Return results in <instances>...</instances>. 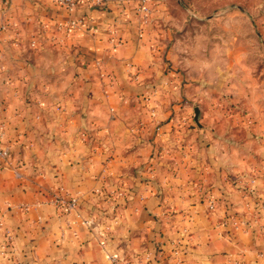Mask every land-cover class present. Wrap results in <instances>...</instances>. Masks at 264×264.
Segmentation results:
<instances>
[{
	"label": "crops",
	"instance_id": "crops-1",
	"mask_svg": "<svg viewBox=\"0 0 264 264\" xmlns=\"http://www.w3.org/2000/svg\"><path fill=\"white\" fill-rule=\"evenodd\" d=\"M144 1L146 21L140 0H76L72 11L38 0L34 16L22 0H0V139L10 149L0 167V264H110L108 254L122 264H264L251 206L264 192V84H240L230 98L246 107L240 152L184 145L183 76L166 67L170 9ZM237 15L225 14L223 40L230 65L249 68L253 37ZM221 165L242 177L218 176Z\"/></svg>",
	"mask_w": 264,
	"mask_h": 264
},
{
	"label": "rangeland",
	"instance_id": "rangeland-1",
	"mask_svg": "<svg viewBox=\"0 0 264 264\" xmlns=\"http://www.w3.org/2000/svg\"><path fill=\"white\" fill-rule=\"evenodd\" d=\"M22 1L24 4H21V7L27 8L24 14L34 16L39 12L35 4L38 0ZM165 2L172 17L166 25L169 32L167 72H169L168 68L173 70L177 68L182 73L181 83L186 90L180 95L182 98L180 102L183 105L180 106L182 111H178L186 116V121L182 124L186 137V143L183 144L189 142V145L195 144L205 148L217 141V144L222 146L225 144L234 146L240 152L248 128L239 116L245 114L246 107L245 104L236 106L230 98L237 97L233 93L240 84H244L246 88L250 84L256 85L257 82V85L264 84V0H166ZM229 11L237 12V16L241 15L248 19L247 31L253 37L247 43L249 54L246 60L249 68H233L230 65L235 59L226 49L230 43L223 40L224 35L231 32L224 20L225 14ZM236 20V27L231 28L240 32V20ZM237 61L239 62V59ZM165 93L160 89L154 92L159 97L165 96ZM194 107L199 109L197 120L194 119ZM235 115L238 116L234 117ZM217 117L219 120H216ZM231 132L234 134L233 139L226 142L225 137ZM159 148L163 147L159 145ZM231 156L236 163L241 158L240 153ZM199 157L205 162L209 160L207 154L200 153ZM206 169L201 167L200 174L208 177L212 171ZM216 174L223 175L228 181L232 178L239 180L242 177L239 171H227L222 165ZM253 189L251 188L250 191ZM263 193L253 197L254 202L251 206L258 213L254 221L264 226ZM205 198L207 202L211 197L206 193ZM234 203L239 204L238 195H234ZM229 218L225 215L218 217V220L224 223V220Z\"/></svg>",
	"mask_w": 264,
	"mask_h": 264
},
{
	"label": "built area",
	"instance_id": "built-area-1",
	"mask_svg": "<svg viewBox=\"0 0 264 264\" xmlns=\"http://www.w3.org/2000/svg\"><path fill=\"white\" fill-rule=\"evenodd\" d=\"M63 4H65L66 9L72 11L74 9V5L76 0H60ZM120 1H128V0H120ZM141 4L137 7L136 11L142 14L143 21H146L147 15L150 12V8L145 4L144 0H140ZM77 24L76 20H70L66 26V29L69 30L75 27ZM10 159V149L9 146L3 143L0 139V167H5ZM15 174L19 176V172L16 171ZM57 203L65 204L66 207H74L76 204V197H70L66 200L62 197H57L55 199ZM207 207L209 210H213L215 205L212 198L208 199ZM110 264H122L121 261L118 259L116 254H108L107 255Z\"/></svg>",
	"mask_w": 264,
	"mask_h": 264
},
{
	"label": "water",
	"instance_id": "water-1",
	"mask_svg": "<svg viewBox=\"0 0 264 264\" xmlns=\"http://www.w3.org/2000/svg\"><path fill=\"white\" fill-rule=\"evenodd\" d=\"M199 109L198 107H194V119L197 120Z\"/></svg>",
	"mask_w": 264,
	"mask_h": 264
}]
</instances>
